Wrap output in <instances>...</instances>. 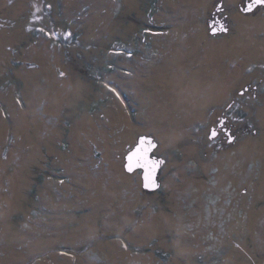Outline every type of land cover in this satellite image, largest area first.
<instances>
[{
    "label": "rangeland",
    "instance_id": "rangeland-1",
    "mask_svg": "<svg viewBox=\"0 0 264 264\" xmlns=\"http://www.w3.org/2000/svg\"><path fill=\"white\" fill-rule=\"evenodd\" d=\"M220 1L264 50L244 0H0V264H264V131L210 138L241 60ZM141 136L156 192L124 169Z\"/></svg>",
    "mask_w": 264,
    "mask_h": 264
},
{
    "label": "flooded vegetation",
    "instance_id": "flooded-vegetation-1",
    "mask_svg": "<svg viewBox=\"0 0 264 264\" xmlns=\"http://www.w3.org/2000/svg\"><path fill=\"white\" fill-rule=\"evenodd\" d=\"M223 5V2L220 1L214 8L209 24L216 36L226 34L227 39H238L237 49H240L237 50V53H240L239 58L241 57V60L239 62L237 59L239 63L236 67L238 70H231L230 72L228 70L225 87L211 95L214 101L210 105L211 116L208 125L211 133L210 138L213 141L236 146L248 140L250 135L258 136L260 133L261 136V131H264V50L261 48L244 49L242 47L240 40L243 39L238 35L239 29L237 32H233L234 28H232L235 14L225 11ZM249 5H251L250 8ZM234 12H241L250 20L261 18V22H263L264 0L259 3L255 0H244L243 3L238 4ZM225 24L227 25L226 28L224 27ZM259 24L260 22L255 24V29H244L245 32L249 33L245 35L247 40L253 39L255 36L257 40L264 39V26L258 27ZM242 70L245 76L241 74L235 76ZM209 84L207 89L212 90L214 84H218V82L212 79ZM218 100H221L222 103L218 104ZM201 105L200 102V107ZM213 130L216 132L215 136L212 135Z\"/></svg>",
    "mask_w": 264,
    "mask_h": 264
},
{
    "label": "water",
    "instance_id": "water-1",
    "mask_svg": "<svg viewBox=\"0 0 264 264\" xmlns=\"http://www.w3.org/2000/svg\"><path fill=\"white\" fill-rule=\"evenodd\" d=\"M146 139V140H150L152 142L153 145H155L152 148L148 149V157L150 160L157 162V167L155 169V172L150 176V179L148 181H145V170L142 167H139L136 165L135 163V158L132 161L133 167L132 170L129 171L128 169V165H129V156H132L138 147H140V141L141 139ZM145 148L148 147L147 144L144 145ZM158 149V143L156 142V140L151 137V136H141L138 138L137 144L127 153V155L125 156V165H124V169L128 174H134L136 172H141V178H142V189L145 192H156L161 188V175H162V171L164 170L167 162L165 159L157 157L154 155L155 151ZM148 184L147 187H145V184Z\"/></svg>",
    "mask_w": 264,
    "mask_h": 264
},
{
    "label": "snow or ice",
    "instance_id": "snow-or-ice-1",
    "mask_svg": "<svg viewBox=\"0 0 264 264\" xmlns=\"http://www.w3.org/2000/svg\"><path fill=\"white\" fill-rule=\"evenodd\" d=\"M255 2L259 3L261 2V0H255ZM251 7V5H249V8ZM213 136L216 135L215 130H213L212 133ZM147 144L148 147L145 148L144 145ZM155 145L152 144V142L150 140H146V139H141L140 141V147L137 148L136 152L132 155L129 156V165H128V169L129 171L132 170L133 164L132 161L135 158V163L137 166L144 168L145 170V181H148L150 179V176L155 172V169L157 167V162L152 161L149 159L148 157V149L154 147ZM148 184H145V187H147Z\"/></svg>",
    "mask_w": 264,
    "mask_h": 264
}]
</instances>
